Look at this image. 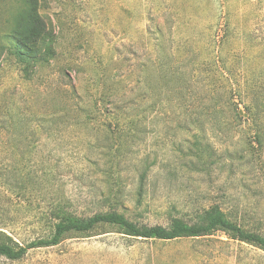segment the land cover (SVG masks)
<instances>
[{
  "label": "rangeland",
  "instance_id": "1",
  "mask_svg": "<svg viewBox=\"0 0 264 264\" xmlns=\"http://www.w3.org/2000/svg\"><path fill=\"white\" fill-rule=\"evenodd\" d=\"M37 117L55 123L35 133ZM0 192L20 246L49 237L55 208L169 228L219 207L264 236V0H0ZM0 264H264V252L220 231L168 242L101 225Z\"/></svg>",
  "mask_w": 264,
  "mask_h": 264
},
{
  "label": "trees",
  "instance_id": "2",
  "mask_svg": "<svg viewBox=\"0 0 264 264\" xmlns=\"http://www.w3.org/2000/svg\"><path fill=\"white\" fill-rule=\"evenodd\" d=\"M162 80H164L163 77ZM173 89L174 91L177 90L175 87H173ZM81 113H85V122L88 123V121L91 120V116H89L91 113L87 109H83V107L81 108ZM53 117H57V112H53L49 116L50 119ZM71 118L72 117L69 115L63 114V119L65 120L62 122L68 123L73 121L75 124H79L77 119L74 120ZM9 120H12L11 122L13 126H17V121H14L12 118H9ZM49 122L55 123V121H49L47 117L35 118L36 128L34 132H40L41 128H43L41 125ZM15 131L16 130L11 131L12 134L9 136L11 149H15L17 147L15 142L18 139L19 134L17 132L15 133ZM258 140L259 139L256 138V142H258ZM11 155L13 156L14 153L12 152ZM27 178V175H23L22 178L19 180L17 179V181L24 183ZM15 180L16 179H14V181ZM146 180L147 172H140L138 175L139 196H141ZM9 182H6L2 186L11 187L13 183ZM0 195L3 196V193L0 192ZM51 214H53L54 223H52V233L49 237L35 239L25 246H20L13 242L12 238L5 231L7 226L2 225L3 223H1L3 218H0V258H4L12 262L20 261L31 250L56 247L71 235L87 234L101 225L117 226L123 230L125 235L136 239L168 242L181 238L199 239L211 236L220 231L234 240L255 246L264 252V236L241 229L239 226L231 222L229 217L221 211L219 207H212L209 210L204 211L199 222L195 224H188L181 220H174L169 228H139L137 225L129 222L124 216L117 213H100L90 217H78L63 211L60 208H55Z\"/></svg>",
  "mask_w": 264,
  "mask_h": 264
}]
</instances>
